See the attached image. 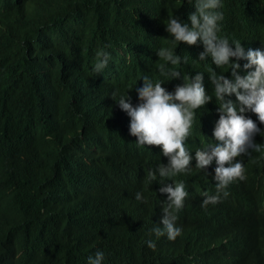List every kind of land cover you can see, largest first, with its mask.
I'll return each instance as SVG.
<instances>
[{
  "label": "trees",
  "instance_id": "obj_1",
  "mask_svg": "<svg viewBox=\"0 0 264 264\" xmlns=\"http://www.w3.org/2000/svg\"><path fill=\"white\" fill-rule=\"evenodd\" d=\"M223 1L236 8L235 16L225 17L226 35L249 37L250 43L264 41V0ZM109 2L70 0L54 10L49 22L26 29L19 22L0 43V79L14 80L15 84L0 108L4 143L14 156L13 186H0V247L11 240L12 234L32 230L40 240V260L47 257L51 264H88V257H94L98 250L104 253L102 264H264V175L257 183L260 172L256 166L249 175V189H228L226 198L207 207L201 206L202 196L204 192L214 194L209 179L215 162L208 173L193 166L184 177L189 195L176 222L182 233L156 251L142 247L137 215L149 220L160 217L161 181L157 177L149 184L140 174L144 166L149 171L160 164V148L149 149L130 163L133 182L94 183L91 189L71 191L65 199L70 185L86 180L89 173L105 179L116 172L118 150L104 156L86 146L102 137L110 111L104 102L75 89L57 91L40 100L39 106L31 96V79L20 73L47 67L44 55L57 50L76 57L88 55L95 48L108 50L114 44L131 54L140 51L155 40L163 17L178 10L176 0H153L147 11L117 15L121 27L113 31L110 25L115 19H107L105 8ZM65 28L70 30L69 35L63 32ZM215 72L219 75L222 69ZM19 84L21 92L16 93ZM117 87L112 82L107 89ZM212 106L210 101L201 108L187 141L189 149L205 142ZM77 142L84 145L76 153L72 149ZM65 152L76 153L79 163H88V168L80 166L75 172L58 174L66 165ZM43 171L54 181L39 190L36 180ZM154 188L153 206L141 209L145 203L137 201L135 194L142 192L145 197L146 191ZM38 260L36 252L33 264Z\"/></svg>",
  "mask_w": 264,
  "mask_h": 264
},
{
  "label": "clouds",
  "instance_id": "obj_2",
  "mask_svg": "<svg viewBox=\"0 0 264 264\" xmlns=\"http://www.w3.org/2000/svg\"><path fill=\"white\" fill-rule=\"evenodd\" d=\"M69 1L0 0V43L19 22L25 29L49 22L54 10ZM152 2L110 0L105 6L107 19H115L110 27L113 31L121 27L117 15L147 11ZM176 2L178 10L163 17L155 40L140 51L131 54L114 44L108 50L95 48L88 55L76 57L57 50L44 55L47 67L20 73L31 79V96L39 106L40 100L57 91L75 89L104 102L110 111L109 125L102 137L90 140L86 146L104 156L118 150L116 172L105 179L89 173L86 180L70 185L65 199L71 191L91 189L94 183L133 182L135 174L130 163L149 149L160 148V164L149 171L144 166L140 173L146 183L151 184L157 177L161 181L159 219L137 215L142 247L148 251H156L159 245L181 235L176 222L189 195L184 177L193 166L208 173L212 172L213 162L216 165L209 179L214 194L203 193L202 207L219 203L229 195L228 189H249L253 166L260 172L257 183L264 175V41L250 43L249 37L226 35L225 17L235 16L236 8L223 0ZM63 32L70 34L67 28ZM216 68L222 69L221 74L215 72ZM112 82L118 87L108 91ZM14 88V80L0 79V108ZM19 92L20 84L16 89ZM210 101L214 104L213 117L205 142L189 149L187 141L196 118ZM4 140L0 126V186H13L14 156ZM83 145L77 142L72 150L77 153ZM76 153H64L66 165L58 174L75 172L80 166L88 168V163H79ZM53 181L43 171L36 183L43 190ZM155 198L156 188L147 190L145 197L142 192L135 194L137 201L145 203L141 209L151 208ZM118 233L119 229L116 237ZM36 252L38 264H51L47 257L40 260V240L35 232L22 230L0 247V264H33ZM103 260L104 253L98 250L94 257H88V264H102Z\"/></svg>",
  "mask_w": 264,
  "mask_h": 264
}]
</instances>
